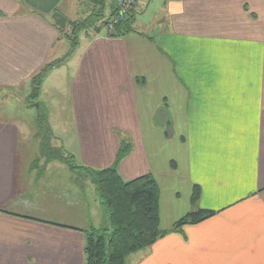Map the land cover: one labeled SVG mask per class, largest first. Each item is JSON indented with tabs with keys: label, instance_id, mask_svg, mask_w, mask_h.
Instances as JSON below:
<instances>
[{
	"label": "crops",
	"instance_id": "crops-1",
	"mask_svg": "<svg viewBox=\"0 0 264 264\" xmlns=\"http://www.w3.org/2000/svg\"><path fill=\"white\" fill-rule=\"evenodd\" d=\"M155 1L149 22L137 19ZM138 5L134 34L109 38L100 28L66 58V29L84 16L80 0H0V92L11 99L22 87L18 103L27 104L31 78L66 58L46 76L36 106L41 112L46 81L58 73L50 96L59 97L55 85L66 76L71 118L56 125L46 111L51 138L39 124L30 137L12 117L0 120V264H85L84 231L103 213L90 184L89 198L55 191L58 201L45 203L33 168L52 166L43 152L51 139L96 170L111 167L127 141L119 175L153 177L167 233L127 264H264V0ZM198 210L210 215L172 231Z\"/></svg>",
	"mask_w": 264,
	"mask_h": 264
},
{
	"label": "trees",
	"instance_id": "trees-1",
	"mask_svg": "<svg viewBox=\"0 0 264 264\" xmlns=\"http://www.w3.org/2000/svg\"><path fill=\"white\" fill-rule=\"evenodd\" d=\"M80 1L90 9L84 20L69 23L70 33L64 34L70 45L66 58L78 47L81 31L88 32L97 22L98 27H93L92 31L96 34L100 28L105 30L107 4H109L107 13L114 14L115 0ZM133 22L132 13L120 18L111 31L105 30L107 37L123 38L134 34ZM65 59L46 64L31 78L30 93L26 99L29 105H33L39 99L41 86L49 72ZM40 117L39 127L46 129L45 120L42 115ZM49 137H52L51 134ZM130 151L131 144L122 140L113 165L96 170L77 164L74 156L63 151L62 148L52 150L45 146L43 149L46 159L58 160L74 174L76 183L82 180L89 182L103 213V223L100 228L89 227L84 231L85 264H126L130 255L148 249L167 233L159 227V191L153 177L143 175L132 180H123L118 173L119 163ZM198 191V188H195L192 193V204L198 199ZM209 215L210 213L203 210L188 213L174 224L172 231H178L186 224L198 223Z\"/></svg>",
	"mask_w": 264,
	"mask_h": 264
},
{
	"label": "rangeland",
	"instance_id": "rangeland-1",
	"mask_svg": "<svg viewBox=\"0 0 264 264\" xmlns=\"http://www.w3.org/2000/svg\"><path fill=\"white\" fill-rule=\"evenodd\" d=\"M138 1L139 0L136 1L135 6L130 11V13H132V12L138 13V11L141 8L138 5ZM157 4H159V3L155 1L147 9V13L142 14L143 16L142 15L137 16V14H136L137 19L141 20L143 23H148L151 16L153 15V13L158 10ZM89 9L90 8L86 5L81 6V12H82L81 15H84V16L81 18H77V20H84L88 16L87 11ZM83 12H84V14H83ZM59 15L62 16V13ZM105 19H106V17H105ZM96 25H98V22ZM66 30H67V33H70L68 28ZM92 33H94V32L90 29L88 32L87 31L86 32L81 31L79 33V38L82 39V41L84 42V40L86 38H88L89 36H93ZM63 72H66V70L64 69V71H60V74H63ZM57 74L58 73H55L51 77L50 81L47 80L46 81L47 83L44 86L41 98L44 97V95H47L50 98H47L46 96L44 97V103L41 107L42 113L38 112L36 103H34L33 105H30V106H28L29 105L28 103L25 105H20V104H24L25 102L24 103L23 102L18 103L22 99V95H21L23 93L22 87H20V88H18L16 86L12 87L11 91H13L15 94L12 93L11 99L9 97H7L8 95H7L6 91H1L0 92V100H2V99L3 100L0 102V120H8L12 117L13 121H15L18 125H22L23 127H24V125H26V127H27L26 131L28 133V136L33 137L37 133L36 124H39V118H41L40 115H42V117H43V115L45 116L46 111L47 112L52 111V115H53L52 123H54L56 125L62 124L60 122L61 120L65 122L67 119H71L70 116L68 115L69 114V105H68L69 97H68V93H67L68 81L66 80V76L62 79H59L60 82L59 81L56 82L55 89H56V92H59V97L56 99H51L52 96H50L51 94L49 91H50L51 86L53 85L52 81L58 78L59 75H57ZM24 98H25V96H24ZM26 99L27 98H25L24 101H26ZM7 100H11V104H13V106L16 109L9 107V104H7L4 107V104H6L4 102ZM60 109L62 110L63 114H62V118L59 120V113L58 112ZM42 131L44 133V136L46 138H48L49 136H48V133H46V129L42 130ZM52 131H55V128H54V130L52 129ZM29 141L31 144H34L31 140H29ZM51 147H54L52 150L59 149L57 146V143L54 141V139H51ZM51 165L52 166H49V164L48 165L46 164L45 166L42 167L39 164H35V168H33L35 171V174L37 173L36 171H38V173H40V174H38L39 177L42 174V178L39 180L38 185H40L39 191L44 196V200L46 201L45 203H47L48 205H50L52 202L56 203L58 200H55V199L59 198L57 196L58 194L61 197L62 191L71 192L69 194L75 193V194H78L79 196H80V194H79L80 192H82V191L87 192V189L89 188V182L82 180L79 183H76V182L74 183V181H73L75 178L74 174L71 171H68L67 170L68 168L65 165H63V163L59 162L56 159H54V162H52ZM51 183H53V184H51ZM54 184H57L56 186L59 187V190H51V192H54V193H50L49 191H47V188H49V189H52L51 187L55 188ZM74 184H76V185H74ZM75 186H76V188H75ZM55 191L58 194H56ZM37 197H38V195H37ZM86 197L89 198L88 192H87ZM68 201H70V199ZM36 203L40 206H42L44 204L40 198H38V201ZM49 221H51V220H49ZM102 222H103V219L101 220V218H100V220H99V219H95V217H93V223L94 224H92V226H89V227L100 228L102 226ZM141 251H143V250H141Z\"/></svg>",
	"mask_w": 264,
	"mask_h": 264
},
{
	"label": "built area",
	"instance_id": "built-area-1",
	"mask_svg": "<svg viewBox=\"0 0 264 264\" xmlns=\"http://www.w3.org/2000/svg\"><path fill=\"white\" fill-rule=\"evenodd\" d=\"M137 0H115L114 14L106 16L105 30L111 31L120 18L127 17Z\"/></svg>",
	"mask_w": 264,
	"mask_h": 264
}]
</instances>
